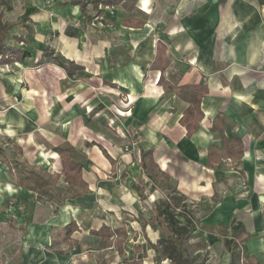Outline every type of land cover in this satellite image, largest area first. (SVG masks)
Segmentation results:
<instances>
[{"label":"crops","instance_id":"obj_1","mask_svg":"<svg viewBox=\"0 0 264 264\" xmlns=\"http://www.w3.org/2000/svg\"><path fill=\"white\" fill-rule=\"evenodd\" d=\"M83 1L85 10L72 0H0L2 21L15 24L6 45L30 52L0 63V127L24 134L19 141L32 145L30 155L69 185L54 148L67 149L84 180L74 183L83 192L54 212L52 205L33 210L31 219L14 207L18 223L29 219L27 233L0 249V264L17 255L25 264H156L160 230L151 217L163 194L151 189L152 170L171 178L190 207L209 203L191 239L204 243L194 252L198 261L230 264L215 227L241 223L250 238L239 264H264V7L258 0H138L129 11ZM45 51L84 69L70 78ZM155 59L159 66L151 67ZM198 84L207 87L203 119L189 136L180 121L189 102L179 90ZM234 137L239 158L231 156ZM129 142L137 152L123 150ZM142 152H150L144 164ZM13 178L0 168V211L19 192V204L39 209ZM104 225L122 233H93Z\"/></svg>","mask_w":264,"mask_h":264},{"label":"trees","instance_id":"obj_2","mask_svg":"<svg viewBox=\"0 0 264 264\" xmlns=\"http://www.w3.org/2000/svg\"><path fill=\"white\" fill-rule=\"evenodd\" d=\"M138 0H98L104 6L113 7L114 4H122L126 10H133L136 7ZM259 4L264 7V0H258ZM72 3L79 4L82 10H85L86 2L83 0H72ZM15 24H9L2 21L0 16V63H11L14 61H23L25 57L30 55L26 49H21L15 46H7L5 38L7 33ZM160 41V40H159ZM158 56H160V44L158 42ZM46 52V51H45ZM47 56L56 64L62 66L68 76L73 78L79 71L84 69L83 65L67 59L63 55H54V52H46ZM44 54V55H45ZM44 61V60H43ZM42 60L38 64H42ZM158 61L155 59L151 67H158ZM165 66H162L164 69ZM161 80V79H160ZM207 92V87L204 85H186L179 90V95L189 102L188 108L184 111L181 118V123L186 127L187 134L191 136L199 128V123L203 119V112L201 110V101L203 94ZM220 119V116L218 117ZM217 119V120H218ZM231 156L238 158L242 153V143L238 138L233 139L231 144ZM54 150L60 154L63 159V167L66 176L72 178L75 173L80 172L82 166L76 162L71 153L64 148L55 147ZM235 150V151H234ZM150 152H142V164ZM233 153H236L235 155ZM214 162V161H213ZM176 195H168L154 209V215L151 217L153 225L154 221L161 227L160 235L153 248L156 250L154 257L156 264H161L164 259H169L172 264H205V260L198 261L194 255L198 247L203 246V241L191 242L195 232L198 229V223L192 215L190 204L183 194H179L177 190ZM70 228V226H67ZM215 231L224 237V247L232 252V261L230 264H239L242 256L246 255V241L250 235L241 223H229L218 225ZM113 232L122 233V230L112 231L107 226H102L98 231L93 233L112 234ZM123 252L122 244L119 246ZM257 261L254 263L256 264Z\"/></svg>","mask_w":264,"mask_h":264},{"label":"rangeland","instance_id":"obj_3","mask_svg":"<svg viewBox=\"0 0 264 264\" xmlns=\"http://www.w3.org/2000/svg\"><path fill=\"white\" fill-rule=\"evenodd\" d=\"M108 107L113 108V105L110 104ZM21 138H24V134L18 135V133H14L10 135L6 132L5 128L0 127V168H3L10 175L15 177L16 180L13 178L14 183L27 188L30 191V195L35 198V201H39L41 205L38 209L27 200L19 204L18 201H20V199L22 200L20 192L18 197H10L7 199L3 209L0 211V249L3 250L14 247L19 243V238L24 237L27 233L29 219L23 221L24 223H18L17 211L14 207L20 212H23L22 209L24 211H29L31 215L28 217L31 218L33 210H35V213L39 214L43 211H47V208H51L52 205L51 212H54L57 204L62 203L65 197H71L83 192L82 188L75 185L81 184V182L84 181L80 172L75 173V176L72 178L65 177V181L69 182V185L61 181L60 174L57 172L56 174L51 172V176H49L50 173L47 168L44 167L43 164V167L38 164L37 159H34V157L30 155L32 152V145H22L21 141H19ZM132 143L129 142L124 144L123 150H125L127 145ZM135 149L137 152V144ZM54 164V160H51V171L55 168ZM151 174L153 176L151 189H157L163 194L161 201L168 195H176L175 183L171 178L166 176H161L160 178L155 170H152ZM63 185L65 187H63ZM208 205L209 203L202 202L200 207H190L192 212H194L192 215L197 221H199V214H201L202 210ZM211 227L212 226H209L208 228ZM154 229L159 232L161 227L156 224L155 227L152 226V230ZM17 230L19 231L17 232ZM156 240L157 239H155V242ZM120 262H122V259ZM13 263L25 264V259L17 255L13 258ZM73 264H75V262H73Z\"/></svg>","mask_w":264,"mask_h":264},{"label":"built area","instance_id":"obj_4","mask_svg":"<svg viewBox=\"0 0 264 264\" xmlns=\"http://www.w3.org/2000/svg\"><path fill=\"white\" fill-rule=\"evenodd\" d=\"M118 120L121 122L122 121V119L120 118V117H118ZM119 122V123H120ZM135 146H136V143L135 142H133L132 144H130V145H127L126 147H125V150L126 151H133V150H135Z\"/></svg>","mask_w":264,"mask_h":264},{"label":"bare ground","instance_id":"obj_5","mask_svg":"<svg viewBox=\"0 0 264 264\" xmlns=\"http://www.w3.org/2000/svg\"><path fill=\"white\" fill-rule=\"evenodd\" d=\"M264 196V195H263ZM264 198V197H263ZM35 232V231H34Z\"/></svg>","mask_w":264,"mask_h":264}]
</instances>
